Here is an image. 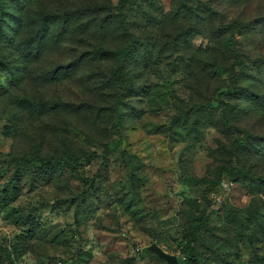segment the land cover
Returning <instances> with one entry per match:
<instances>
[{"label":"rangeland","instance_id":"374dc122","mask_svg":"<svg viewBox=\"0 0 264 264\" xmlns=\"http://www.w3.org/2000/svg\"><path fill=\"white\" fill-rule=\"evenodd\" d=\"M102 1L134 36L121 76L0 0V264H264V0Z\"/></svg>","mask_w":264,"mask_h":264},{"label":"trees","instance_id":"16d2710c","mask_svg":"<svg viewBox=\"0 0 264 264\" xmlns=\"http://www.w3.org/2000/svg\"><path fill=\"white\" fill-rule=\"evenodd\" d=\"M35 1L40 3L42 8L38 10L40 13L31 15L27 10V5ZM23 3V8H20L19 23L23 22V20H26L28 25H34L38 22L37 31L42 26L45 27L47 25L53 28V31H55L53 42H60L67 47V51L75 53L71 60V66L85 61L98 62L107 57L117 56L119 57V62L112 72L116 76L124 75L134 36L128 29L127 23L121 20L118 24L116 23L120 13L115 11L114 6H110L102 0H23ZM13 36L11 35L7 38L8 44L14 43L15 37ZM115 39L123 41V46L119 47L116 45L114 43ZM39 41L37 39V41L33 40L32 42L38 43ZM230 52L233 55L230 74L234 76V66L241 67L244 63L239 54L233 49ZM226 106L229 107L228 104ZM234 152L235 144L231 148L228 159L229 164L232 163L231 156ZM18 160L20 163L45 164L47 162L63 163L71 159L50 156L31 159L21 157ZM222 170L229 177L237 176L231 165L229 167L223 166ZM207 209L208 206H204L202 209L203 215H207ZM202 227L203 223H197L185 234L187 240L186 247L183 250V261L193 258L198 253L195 240Z\"/></svg>","mask_w":264,"mask_h":264},{"label":"water","instance_id":"95a60500","mask_svg":"<svg viewBox=\"0 0 264 264\" xmlns=\"http://www.w3.org/2000/svg\"><path fill=\"white\" fill-rule=\"evenodd\" d=\"M147 248L161 258L164 264H180L176 255L164 251L155 243L150 244Z\"/></svg>","mask_w":264,"mask_h":264},{"label":"built area","instance_id":"2783aa9c","mask_svg":"<svg viewBox=\"0 0 264 264\" xmlns=\"http://www.w3.org/2000/svg\"><path fill=\"white\" fill-rule=\"evenodd\" d=\"M212 197H213V199H215L216 201H219V200H220V196H218V195L212 194Z\"/></svg>","mask_w":264,"mask_h":264}]
</instances>
